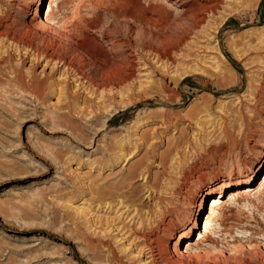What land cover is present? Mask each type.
Segmentation results:
<instances>
[{
	"label": "rangeland",
	"instance_id": "rangeland-1",
	"mask_svg": "<svg viewBox=\"0 0 264 264\" xmlns=\"http://www.w3.org/2000/svg\"><path fill=\"white\" fill-rule=\"evenodd\" d=\"M46 3L61 26L75 15L95 25L86 35L100 44L109 25L129 35L136 68L128 85L105 95L71 76L76 98L57 102L55 88L69 72L0 43V57L10 54L0 83L13 69L46 82L40 101L13 84L0 89V264H152L145 238H168L157 226L172 220L181 232L189 199L210 192L215 176L226 187L261 163L264 0H219L197 25L179 0ZM33 8L34 0H0V22L36 44L25 31ZM144 44L174 50L162 61ZM219 199L208 244L261 264L264 162L250 185L225 189ZM205 216L202 210L191 242Z\"/></svg>",
	"mask_w": 264,
	"mask_h": 264
},
{
	"label": "bare ground",
	"instance_id": "bare-ground-1",
	"mask_svg": "<svg viewBox=\"0 0 264 264\" xmlns=\"http://www.w3.org/2000/svg\"><path fill=\"white\" fill-rule=\"evenodd\" d=\"M179 1L180 6L183 7V15L186 17L188 16L187 18L190 17V20L194 25L203 22L205 17L208 14L213 13L219 4V0H200L191 3L187 0ZM43 2L45 3L44 10L39 13L38 6H41ZM68 22L70 24V26H67L68 28L59 25L58 22H55L52 18V7L50 3H46V0H34L33 20L29 22V28H25V31L35 35L37 43L34 44L31 38L23 39L20 35L11 30V26L8 27L1 22L0 43H10L11 45H15V49H25L26 51H30L31 56L35 57L37 62L39 59H44L49 63L61 64V66L69 72L68 81H64L65 86L62 88L56 86L55 88V91L58 94L57 102L61 96H65L64 98L68 101L71 98H76L73 93L69 94L68 92L70 88L68 82H70L71 76L73 78L75 77L80 83L83 82V86L87 84L89 87L101 91L102 95L104 93H112L114 90L118 91V89L128 85L134 74L133 70L136 68V57L133 52V45L135 42L132 38H130L129 35L125 37L120 36L117 32V27L109 25L101 32L100 40L103 41V43L100 44L95 38L86 35V32L89 29L96 26H92V24L88 23L85 18L82 16L78 18L75 15ZM127 32L128 34L131 32V28L128 25ZM104 44H107L108 47L105 50L103 48V50H100L101 46ZM9 48L10 47H7V51ZM144 49L146 52L152 53L162 61L167 60L169 53L174 50L173 47H170L168 50H159L149 44H144ZM8 56H10L8 52L3 53L0 57V65L7 62ZM11 75H13L12 78L5 79L6 83H0V89L9 84H13L20 89V91L30 93L37 101L43 99L46 90V82L44 80L38 79L33 75H24L17 69H13ZM0 78H4L1 73ZM52 86L53 85H51V87ZM102 109V111H106L105 107ZM96 112H101V108H96L93 113L96 114ZM91 113L92 112H89L88 115ZM124 158L125 155L122 156L123 160ZM263 162L264 152L261 158V163L253 170L250 177L235 179L226 187L220 182L219 175L215 176L208 184L211 190L210 192L204 196H201L198 192V194L192 199H189L192 207L190 213L191 218L181 232L178 233V228L180 226L174 224L172 220L163 223L162 227L157 226L158 230L163 232L168 231V238L160 239L159 235L145 238L144 241L146 242V248L149 252L150 263L247 264V259H245V257L235 255L234 251L236 249L233 250V252H228L227 250V253L225 252V247L228 245H225L224 243H221V246H218V249L214 244H208V241L210 240L209 228L211 223L209 217L213 215L215 209H218L221 204L219 195L223 193L225 189L231 187L237 188L250 185L254 175L259 171ZM202 184H206V180H204ZM229 196L231 195L229 194ZM206 197L207 201L204 204V199ZM202 210L206 213L202 222V233L201 235L196 234L197 239L194 242H191L189 239H191L194 232L199 228L198 217ZM170 239L172 242H170ZM182 243H185L186 245L184 251L180 252L178 247ZM239 251L247 252V250H244L243 248H240ZM261 264H264V256Z\"/></svg>",
	"mask_w": 264,
	"mask_h": 264
}]
</instances>
